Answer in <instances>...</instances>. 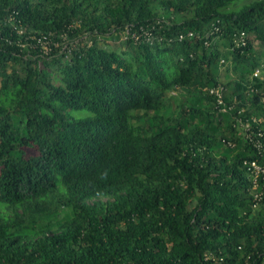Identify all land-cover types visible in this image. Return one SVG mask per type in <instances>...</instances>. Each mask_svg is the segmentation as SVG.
I'll use <instances>...</instances> for the list:
<instances>
[{
	"label": "trees",
	"instance_id": "obj_1",
	"mask_svg": "<svg viewBox=\"0 0 264 264\" xmlns=\"http://www.w3.org/2000/svg\"><path fill=\"white\" fill-rule=\"evenodd\" d=\"M259 67L264 0H0V264H264Z\"/></svg>",
	"mask_w": 264,
	"mask_h": 264
},
{
	"label": "built area",
	"instance_id": "obj_2",
	"mask_svg": "<svg viewBox=\"0 0 264 264\" xmlns=\"http://www.w3.org/2000/svg\"><path fill=\"white\" fill-rule=\"evenodd\" d=\"M191 35H192V32H188L187 33V36H191ZM182 36L183 35H180L179 37L181 38ZM240 39H241L240 42L243 43L244 42L243 33H241ZM223 61L224 60L221 59V62H223ZM252 76L259 77V78L264 77V67H259V68L255 69L253 71V73H252ZM223 90H224V87L221 84H218L215 87H211V88L208 89L209 93L216 97L217 104L218 105H222V109L221 110L224 112V111L227 110V107H226V105H225V103L223 102V99H222ZM243 111H244V108L242 107L241 109H239L238 113L241 114ZM236 120H237L238 124H241L243 127H245L247 129V124L244 123V121L242 120L241 117L236 116ZM254 120H256V119H254ZM259 134H261V132H259ZM248 137H249V139L252 140V141H249V142L254 147H256V149H258L259 152L264 150L263 146H262V144H261V142L259 140H253L249 133H248ZM244 163L247 165V169H248V171L251 174V181L253 183V186L255 187L257 185L258 178L264 176V160H262V161L255 160V159L250 160V161L245 160ZM261 197H262V194H260V193L254 194L255 202L260 200Z\"/></svg>",
	"mask_w": 264,
	"mask_h": 264
},
{
	"label": "rangeland",
	"instance_id": "obj_3",
	"mask_svg": "<svg viewBox=\"0 0 264 264\" xmlns=\"http://www.w3.org/2000/svg\"><path fill=\"white\" fill-rule=\"evenodd\" d=\"M225 68H226L225 66L220 67V80L222 82L226 81L228 78H235L236 77V73L230 68V66H228V68H230L228 70V72L225 70ZM25 153L28 156L36 155L37 149L34 146L25 147Z\"/></svg>",
	"mask_w": 264,
	"mask_h": 264
}]
</instances>
